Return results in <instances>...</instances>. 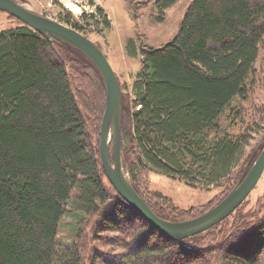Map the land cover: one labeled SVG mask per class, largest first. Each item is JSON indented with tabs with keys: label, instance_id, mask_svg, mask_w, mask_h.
<instances>
[{
	"label": "trees",
	"instance_id": "obj_1",
	"mask_svg": "<svg viewBox=\"0 0 264 264\" xmlns=\"http://www.w3.org/2000/svg\"><path fill=\"white\" fill-rule=\"evenodd\" d=\"M177 1L156 0L160 14ZM61 20L85 32L71 12ZM141 51L123 99L124 167L155 213L187 221L213 207L183 209L146 193L147 173L221 188L219 204L258 158L263 146L251 144L264 102L248 103L264 92V0H193L170 42ZM106 102L103 77L82 52L23 22L0 32V264H264V212L245 213L246 201L222 223L172 241L118 194L101 158ZM254 231L262 238L253 247L239 242ZM105 239L126 251L97 250Z\"/></svg>",
	"mask_w": 264,
	"mask_h": 264
},
{
	"label": "rangeland",
	"instance_id": "obj_2",
	"mask_svg": "<svg viewBox=\"0 0 264 264\" xmlns=\"http://www.w3.org/2000/svg\"><path fill=\"white\" fill-rule=\"evenodd\" d=\"M192 1L178 0L161 15L156 0H94V2L89 0H19L32 11L64 24L67 23L61 19L62 16H65L66 11L71 12L76 19L81 21L86 26L85 32L82 33L95 42L111 63L124 94L123 99H126L130 94L135 74L141 67V46L159 48L170 42L178 33L183 17ZM99 8L103 9L102 15L99 13ZM20 21L0 10V32H6L21 25L22 21ZM107 22L109 26H106ZM131 39L136 42V54L134 56L127 49ZM260 100L264 102V92L257 88L248 105L253 106ZM254 136L251 146L262 145L264 148V122L261 126V132ZM111 157L113 159V153ZM147 180L146 193L159 192L172 199L176 206L183 209H199L201 207L202 210L203 206H206L205 209L211 206L215 207L220 199L219 192L221 188H212L208 191L199 190L183 181L154 172L147 173ZM245 201V213L257 214L261 211L264 212V173ZM232 218H230L231 222L233 221ZM64 222H69V219L66 218ZM102 234L117 239L123 237L118 232ZM66 237H68V233L66 226H64L61 228L60 238ZM261 238L262 234L254 231L253 234L243 237L239 242L243 243L244 246L249 244V247H253L254 243ZM95 245L97 250L111 255H118L126 251L119 240L117 243L112 242L110 239L96 240ZM208 261L209 264H218L217 259H213V257H208Z\"/></svg>",
	"mask_w": 264,
	"mask_h": 264
},
{
	"label": "water",
	"instance_id": "obj_3",
	"mask_svg": "<svg viewBox=\"0 0 264 264\" xmlns=\"http://www.w3.org/2000/svg\"><path fill=\"white\" fill-rule=\"evenodd\" d=\"M0 10L29 25L49 41H62L82 52L100 71L107 98L100 145L103 170L118 194L164 236L172 241H181L207 231L229 217L251 194L264 173V148L243 179L218 205L206 213L182 222L160 217L137 192L124 167L121 136L123 93L104 52L78 29L38 14L19 0H0ZM110 143L113 144V159Z\"/></svg>",
	"mask_w": 264,
	"mask_h": 264
}]
</instances>
